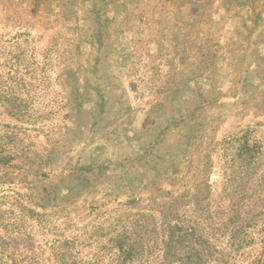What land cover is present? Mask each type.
Returning a JSON list of instances; mask_svg holds the SVG:
<instances>
[{"label": "rangeland", "instance_id": "1", "mask_svg": "<svg viewBox=\"0 0 264 264\" xmlns=\"http://www.w3.org/2000/svg\"><path fill=\"white\" fill-rule=\"evenodd\" d=\"M0 264H264V0H0Z\"/></svg>", "mask_w": 264, "mask_h": 264}, {"label": "trees", "instance_id": "2", "mask_svg": "<svg viewBox=\"0 0 264 264\" xmlns=\"http://www.w3.org/2000/svg\"><path fill=\"white\" fill-rule=\"evenodd\" d=\"M254 12H256L257 10V7H254L253 8ZM242 143L239 144V147H238V152L239 154H245L248 153L251 149V147L249 146V139L247 138V136H243L242 139L240 140ZM188 144V143H187ZM189 145V144H188ZM190 147H186L185 149H182L181 152H184L185 153V157L188 158V155L191 153L190 151ZM172 174V173H171ZM170 172H169V181L172 183L171 185H176L177 184V181H175V175L171 176ZM183 173H180L178 175H182ZM130 186L132 188L133 191H138V189H140V186L138 185H134L133 182L130 183ZM170 207H172V205H170ZM175 230V229H174ZM173 230V236L176 235V230L174 231ZM171 243V242H170ZM121 244V243H120ZM123 246H127V250H129V252L131 253L132 251L136 250V247H135V244H127V245H119V248L122 250L123 249Z\"/></svg>", "mask_w": 264, "mask_h": 264}]
</instances>
